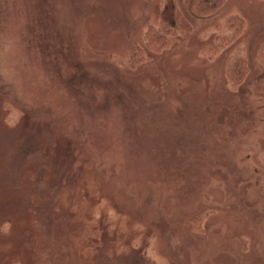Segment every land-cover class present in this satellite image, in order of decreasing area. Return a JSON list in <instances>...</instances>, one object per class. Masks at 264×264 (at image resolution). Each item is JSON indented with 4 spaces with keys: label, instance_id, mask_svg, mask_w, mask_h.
I'll list each match as a JSON object with an SVG mask.
<instances>
[{
    "label": "rangeland",
    "instance_id": "rangeland-1",
    "mask_svg": "<svg viewBox=\"0 0 264 264\" xmlns=\"http://www.w3.org/2000/svg\"><path fill=\"white\" fill-rule=\"evenodd\" d=\"M198 2L0 0V264H264V0Z\"/></svg>",
    "mask_w": 264,
    "mask_h": 264
},
{
    "label": "trees",
    "instance_id": "trees-1",
    "mask_svg": "<svg viewBox=\"0 0 264 264\" xmlns=\"http://www.w3.org/2000/svg\"><path fill=\"white\" fill-rule=\"evenodd\" d=\"M195 1H199L197 7H204L205 4L211 5L212 1H214V0H195ZM219 1H222V0H219ZM178 24H180V21L178 19H176L175 22H172L173 26H178Z\"/></svg>",
    "mask_w": 264,
    "mask_h": 264
}]
</instances>
